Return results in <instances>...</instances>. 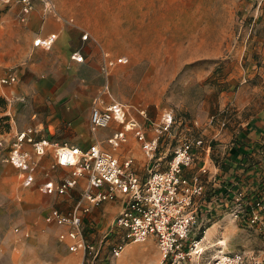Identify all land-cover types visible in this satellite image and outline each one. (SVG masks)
I'll return each instance as SVG.
<instances>
[{"label":"rangeland","instance_id":"rangeland-1","mask_svg":"<svg viewBox=\"0 0 264 264\" xmlns=\"http://www.w3.org/2000/svg\"><path fill=\"white\" fill-rule=\"evenodd\" d=\"M51 1L58 16L44 14L41 1L32 0V12L38 10L39 16L30 13L20 21V1L0 0V77L16 76L14 83L0 84L1 138L35 126L59 145L87 146L98 140L107 147L105 139L121 125L94 132L89 126L91 103L105 81L100 70L104 56H126L127 61L110 68L102 98L126 104L147 131L167 108L175 116L176 135L201 137L208 146L211 139L202 132L209 124L224 121L222 127L240 128L242 119L264 109V0ZM47 30L58 34L54 45L33 47L32 39ZM74 50L82 53V62L70 58ZM167 141L170 152L176 142ZM117 153L131 156L136 172L146 175L144 154L132 136ZM45 172L41 165L36 182L24 187L18 170L0 158V264H79V253L58 239L61 227L45 223L44 215L51 207L68 210L84 184L64 195H48L38 189ZM58 173H53L55 181L65 176ZM103 205L93 216L95 227L85 232L88 239L111 234L116 204ZM204 227L196 246L203 248L201 263L211 262L220 248L264 258V238L255 229L241 228L225 214L204 219ZM159 261L148 236L126 244L114 264Z\"/></svg>","mask_w":264,"mask_h":264},{"label":"built area","instance_id":"built-area-1","mask_svg":"<svg viewBox=\"0 0 264 264\" xmlns=\"http://www.w3.org/2000/svg\"><path fill=\"white\" fill-rule=\"evenodd\" d=\"M19 1V19L26 21L34 3ZM39 1L44 14L58 16L51 0ZM57 38V32L38 34L32 46L49 49ZM82 38L86 39L87 34ZM70 58L76 62L84 59L79 50H74ZM126 61V56L103 57L100 70L105 81L89 110L92 132L112 123L121 125L105 139L107 147L98 140L85 147L59 145L41 134L39 128L27 126L16 130L8 140L0 137V158L18 170L22 186L30 187L36 182L43 157L50 153L52 163L38 185L48 195H64L83 182L82 193L68 210L51 207L44 215L45 223L61 227L58 239L70 252L81 255L79 264H114L126 244L143 242L148 236L158 248L159 264H264V258L251 252L222 248L211 262H200L201 252L196 246L205 229L201 228L202 221L214 215L225 214L241 228H253L264 238V194L244 188L236 177L226 182L220 164L211 156L212 146H205L201 137L183 138L173 132L175 116L170 109H162L158 120L149 122L147 131L126 104L105 101L102 94L108 93L110 68ZM15 81L14 74L0 77V84ZM138 112L147 120L144 109ZM130 136L144 154V176L136 172L131 156L121 158L117 153ZM168 138L176 142L170 152ZM57 167L67 170L59 181L49 175ZM214 183L221 185L217 188ZM118 199L121 206L112 221L111 234L88 239L85 232L95 227L90 220L92 208Z\"/></svg>","mask_w":264,"mask_h":264},{"label":"crops","instance_id":"crops-1","mask_svg":"<svg viewBox=\"0 0 264 264\" xmlns=\"http://www.w3.org/2000/svg\"><path fill=\"white\" fill-rule=\"evenodd\" d=\"M34 14L35 16H39V11L36 10L35 12H31V17H33ZM47 31L48 32L45 33L39 32V34L45 35L49 32H55L49 30ZM27 43L30 44V40H28ZM239 125L240 128H234L233 126H230V124H227L225 127L209 124V128L204 130L202 133L205 137H209L211 139L209 140L211 143L208 146H220L216 150L212 148L211 156L216 162L222 165L220 173H223L225 181L228 182L232 178L236 177L240 181L239 184L241 183L244 185V188L253 189L256 187L255 184H257V182H259L264 176V109L254 116L242 119ZM212 139H214V141H212ZM216 152L219 153V160L214 158V154H216ZM51 163L52 158L49 154H46L41 161V164L45 167L46 171L49 170ZM56 171L59 172L58 174H67V170L57 167L52 172H49L52 178L55 177V174L53 173ZM214 185L218 188L221 184L214 183ZM113 202L116 204L115 206L118 213L121 206V200L118 199ZM104 203L99 206L103 207ZM99 206L92 208L90 216L92 224H94L93 216L98 214ZM211 227L212 226L207 228L206 231H209ZM79 259L80 263V254Z\"/></svg>","mask_w":264,"mask_h":264},{"label":"trees","instance_id":"trees-1","mask_svg":"<svg viewBox=\"0 0 264 264\" xmlns=\"http://www.w3.org/2000/svg\"><path fill=\"white\" fill-rule=\"evenodd\" d=\"M248 165H250V164H248ZM220 166H222V165L220 164ZM255 186H256L254 189V190H256L255 193L262 192L264 194V176L261 178V180L259 182H257V184H255Z\"/></svg>","mask_w":264,"mask_h":264},{"label":"bare ground","instance_id":"bare-ground-1","mask_svg":"<svg viewBox=\"0 0 264 264\" xmlns=\"http://www.w3.org/2000/svg\"><path fill=\"white\" fill-rule=\"evenodd\" d=\"M206 234H207V233H206ZM203 236H204V235H203ZM203 236H202V238H201L200 242L203 240ZM200 242H199V243H200ZM219 242H220L219 244H221V243H222L221 241H219ZM198 249H199V250H201V251L203 250V248H201L200 246H199V248H198Z\"/></svg>","mask_w":264,"mask_h":264}]
</instances>
